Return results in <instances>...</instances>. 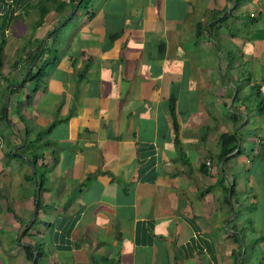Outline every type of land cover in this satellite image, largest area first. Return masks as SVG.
<instances>
[{
    "label": "crops",
    "instance_id": "crops-1",
    "mask_svg": "<svg viewBox=\"0 0 264 264\" xmlns=\"http://www.w3.org/2000/svg\"><path fill=\"white\" fill-rule=\"evenodd\" d=\"M86 3L0 0V264L264 255V0Z\"/></svg>",
    "mask_w": 264,
    "mask_h": 264
},
{
    "label": "trees",
    "instance_id": "trees-1",
    "mask_svg": "<svg viewBox=\"0 0 264 264\" xmlns=\"http://www.w3.org/2000/svg\"><path fill=\"white\" fill-rule=\"evenodd\" d=\"M87 2V0H72V4L71 6L72 7H77L78 6V10H81V8L84 6V4ZM63 6H68L67 3H64ZM45 15V14H44ZM42 23V21H41ZM6 45V38H5V35L4 33L2 32L1 34V42H0V73L2 71V66H3V61H4V46ZM46 54V50L43 51L42 53V56L43 57L44 55ZM38 56L39 55H35L33 56L29 61H30V64H29V68L28 70H30L29 74H28V78L27 80L25 81V84L27 82H30V81H34V80H38V81H41V78H42V74H43V71L45 70V67H46V63L43 64L41 67H37V66H34V63L37 61L38 59ZM34 66V67H33ZM32 68V69H31ZM232 152V151H231ZM225 155H228L226 152H225ZM33 164L36 166V163L34 162L33 160ZM41 186V185H40Z\"/></svg>",
    "mask_w": 264,
    "mask_h": 264
},
{
    "label": "rangeland",
    "instance_id": "rangeland-1",
    "mask_svg": "<svg viewBox=\"0 0 264 264\" xmlns=\"http://www.w3.org/2000/svg\"><path fill=\"white\" fill-rule=\"evenodd\" d=\"M87 7H88V3H85L84 6L81 8V12L84 13L87 10ZM29 30H32L31 26L29 27ZM238 198L242 201L246 199L245 196H240V195L238 196ZM249 247L252 249L257 248V251L253 252V254L251 255H247L246 263L247 264H264V255H261V250H260L261 248H259V246L257 247V245L254 243L249 244Z\"/></svg>",
    "mask_w": 264,
    "mask_h": 264
}]
</instances>
